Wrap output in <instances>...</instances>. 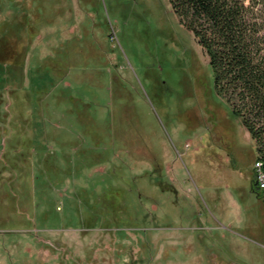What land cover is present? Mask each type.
<instances>
[{
  "label": "rangeland",
  "instance_id": "1",
  "mask_svg": "<svg viewBox=\"0 0 264 264\" xmlns=\"http://www.w3.org/2000/svg\"><path fill=\"white\" fill-rule=\"evenodd\" d=\"M255 159L168 0H0V264H264Z\"/></svg>",
  "mask_w": 264,
  "mask_h": 264
},
{
  "label": "trees",
  "instance_id": "2",
  "mask_svg": "<svg viewBox=\"0 0 264 264\" xmlns=\"http://www.w3.org/2000/svg\"><path fill=\"white\" fill-rule=\"evenodd\" d=\"M168 2L205 52L214 90L253 141L264 174V0ZM253 189L264 195L257 179Z\"/></svg>",
  "mask_w": 264,
  "mask_h": 264
},
{
  "label": "built area",
  "instance_id": "3",
  "mask_svg": "<svg viewBox=\"0 0 264 264\" xmlns=\"http://www.w3.org/2000/svg\"><path fill=\"white\" fill-rule=\"evenodd\" d=\"M254 169L257 172L256 176H258V178H256L257 182L260 184L261 187H264V174L260 171V163L259 162H256L254 164Z\"/></svg>",
  "mask_w": 264,
  "mask_h": 264
}]
</instances>
